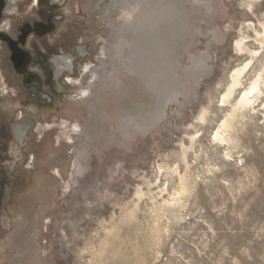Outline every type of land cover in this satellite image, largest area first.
Wrapping results in <instances>:
<instances>
[{
  "label": "rangeland",
  "instance_id": "1",
  "mask_svg": "<svg viewBox=\"0 0 264 264\" xmlns=\"http://www.w3.org/2000/svg\"><path fill=\"white\" fill-rule=\"evenodd\" d=\"M165 1L187 13L171 23L166 72L146 86L125 70L133 43L125 11ZM59 11L54 46L38 67L51 101L9 100L0 264H264V89L235 114L228 142L213 138L242 90L264 75V45L252 30L261 31L264 0H67ZM241 38L259 53L222 105L231 70L250 58L234 49ZM85 65L98 75L88 100L70 81Z\"/></svg>",
  "mask_w": 264,
  "mask_h": 264
},
{
  "label": "bare ground",
  "instance_id": "2",
  "mask_svg": "<svg viewBox=\"0 0 264 264\" xmlns=\"http://www.w3.org/2000/svg\"><path fill=\"white\" fill-rule=\"evenodd\" d=\"M95 1V0H94ZM160 1V0H158ZM114 3V2H113ZM116 3V2H115ZM159 4H153L151 2H149L146 6V8L144 9V11L140 10L136 16H133V12H134V8L132 9H127L125 11V18L124 19H128V18H131L132 20L129 22V21H126V27H127V30L130 31V37L132 38L133 40V43H132V48L131 49V54L127 57H125V61L127 62V66L125 67L126 71H130L131 73H135L139 80L141 82H143L146 86H149L151 84V74L153 72H158L160 74L161 71H163V69L166 67V66H169L167 64H169V60L171 57V54H170V51H172L171 49V43H168L167 42V39L168 37L170 38L171 36V39L174 37H172L171 33L174 29V25L172 26L171 23H177V20L175 21V17L174 15L181 12V13H187L186 11H182V9L180 10V7H178L176 4L172 3V2H158ZM101 4V3H100ZM94 5V3H93ZM154 5V6H153ZM207 5V4H206ZM182 6V5H181ZM92 7V5H91ZM185 7V6H184ZM205 7V6H204ZM208 7V6H207ZM206 7V8H207ZM136 8V7H135ZM139 15V16H138ZM182 15V14H181ZM180 15V16H181ZM183 16V15H182ZM186 16V15H185ZM128 17V18H127ZM183 18V17H182ZM124 22V23H125ZM260 23V26H261V31H257L255 28H253L252 30L254 31L255 33V36H256V40L257 42L260 44V47H262L264 45V22H259ZM178 25V24H177ZM190 26V25H188ZM178 27V26H177ZM180 27H181V31L183 33H188L190 32V29H188L184 23H180ZM191 27V26H190ZM248 27H253L251 24L249 25L248 24ZM247 27V28H248ZM116 30L114 31H118V30H121V27L120 26H117L115 28ZM176 29V28H175ZM177 30V29H176ZM120 32V31H119ZM176 32V31H175ZM179 32V31H178ZM200 33V32H199ZM180 34V33H178ZM177 34V36H178ZM182 34V33H181ZM142 36H147V42H148V47L149 49H146L142 51V49L140 48V43L142 42ZM246 36V35H245ZM122 37V36H121ZM183 37V36H182ZM244 37V36H243ZM247 37V36H246ZM178 38V37H177ZM169 40V41H172V40ZM176 39V37L174 38ZM121 41V40H120ZM131 42V41H130ZM118 43V42H117ZM181 43V42H180ZM118 46V47H117ZM117 46H114L116 48L111 49V51H114V54L117 55V57L119 56L120 54V51H122L123 49L119 47V45ZM121 46V44H120ZM122 47V46H121ZM129 49V50H130ZM234 49L240 53V54H243V53H248L250 58L247 62H245L243 64V66L241 67H237V68H233V70H231V73L229 75V82L226 86V89L224 91V93L222 94L221 96V103L223 105V103H228L229 105V99L232 98V96L234 95V92L235 90L237 89V87L239 85L242 84V74L243 72H245L244 70L247 69L250 64H251V61L252 59L258 55V50H251V48L248 46L247 44V41L244 40V38H241L239 40H236L235 41V44H234ZM263 49V48H262ZM104 49H102V51H100L102 53V55L104 56ZM179 50V49H177ZM123 52V51H122ZM179 52V51H178ZM143 53V54H142ZM109 54V53H108ZM100 55V56H102ZM178 55V54H177ZM98 56V55H97ZM99 57V56H98ZM170 57V58H169ZM178 58V57H177ZM174 59L173 61H176L178 59ZM108 59L107 58V62H108ZM99 60V59H98ZM111 61V60H110ZM179 61V60H178ZM198 61V60H197ZM204 59L203 57L201 58V62H203ZM103 61L101 60L100 63H102ZM172 62V60H171ZM170 62V63H171ZM195 61H194V65H195ZM199 63V62H198ZM104 64V63H103ZM173 64V63H172ZM178 64V62L176 63ZM197 64V63H196ZM264 64V63H263ZM118 65V63H117ZM119 66V65H118ZM120 67V66H119ZM124 68V67H123ZM122 68V69H123ZM260 68V67H259ZM263 70H264V65L261 67ZM82 72H81V79L83 78H89L90 81L87 82V84L85 85L83 83V81L81 79H70L71 83L73 85L76 86V84H80V94L82 95L81 98H83L84 100H88L89 99V95L91 93V84L94 82L95 78L98 77L97 73L95 72V70L89 66V65H85L83 68H82ZM121 69V70H122ZM169 69V68H168ZM202 70V69H201ZM97 71V70H96ZM124 71V69H123ZM165 71V70H164ZM163 71V72H164ZM166 72V71H165ZM164 72V73H165ZM264 72V71H262ZM84 73V74H83ZM107 73V72H106ZM111 73V72H110ZM109 73V74H110ZM126 73V72H125ZM108 74V73H107ZM119 74V73H118ZM154 74V73H153ZM103 76V74H100ZM99 75V76H100ZM158 75V74H157ZM162 75V73H161ZM160 75V76H161ZM165 75V74H164ZM167 75V74H166ZM106 76V75H105ZM130 76V75H129ZM264 75H262V73H257L255 74V76L253 77V79H251L250 83L248 86H246L241 94H239L238 98L235 99V103L230 104V106L232 107L230 109L231 112L227 113L226 117L221 121V123L219 124V126L217 127V129L214 131V134H213V138L216 139L217 141H220V142H228L230 140L231 137H226L228 136L227 134L230 133L231 129L234 127L233 126V120H234V117H235V114L239 111H242L246 108H248V106L250 105H253L255 103V101L259 98V96L261 94H263V89H264V86L262 88V84H263V81H264V78H263ZM104 77V76H103ZM131 77V76H130ZM154 77H155V74H154ZM163 77V76H162ZM113 78L114 79V74L112 73L110 75V79ZM136 78V77H135ZM156 78V77H155ZM164 78V77H163ZM157 79V78H156ZM161 79V78H160ZM103 80H107V79H102ZM155 80V79H154ZM158 80V79H157ZM166 80V79H164ZM163 80V81H164ZM159 81V80H158ZM162 81V82H163ZM167 81V80H166ZM86 82V81H85ZM122 82V81H121ZM132 82V81H130ZM156 82V80H155ZM133 83V82H132ZM154 83V82H153ZM102 84H104L102 82ZM140 84V83H139ZM160 84V82H159ZM158 84V85H159ZM163 84V83H162ZM161 84V85H162ZM175 84V83H174ZM122 85V84H121ZM125 85V83H124ZM165 85V83H164ZM120 86V85H119ZM132 85L130 84L129 87H131ZM156 86V85H155ZM166 86V85H165ZM127 87V86H126ZM164 87V86H163ZM115 88V87H114ZM162 88V87H161ZM131 89V88H130ZM145 89V88H144ZM151 89V88H150ZM146 90H147V87H146ZM168 90V88H167ZM114 91V90H113ZM148 91V90H147ZM150 91V90H149ZM153 91V90H152ZM156 90H154V93L157 94V92H155ZM163 91V89H162ZM177 91V89H176ZM112 92V91H111ZM158 92H161V91H158ZM170 92V91H169ZM94 93V92H93ZM92 93V94H93ZM153 93V94H154ZM164 93V91H163ZM129 94V92H128ZM161 94V93H160ZM155 95V94H154ZM159 95V93H158ZM132 96V95H131ZM130 96V98H131ZM151 96V95H150ZM125 97V96H124ZM128 97V96H127ZM153 97V95L151 96ZM159 97V96H158ZM166 96H163L162 95L160 96V99H159V102L158 104L156 105L155 109L157 111H159L162 106H163V101ZM132 99V98H131ZM169 99V98H168ZM92 101V99H91ZM129 101H132V100H129ZM169 101V100H167ZM176 101V100H175ZM90 102V100H89ZM96 103V102H95ZM94 103V104H95ZM133 103V102H132ZM127 105V104H126ZM166 105V104H165ZM96 105H94L95 107ZM131 106V105H129ZM90 108V107H89ZM96 108V107H95ZM122 108H126V107H122ZM164 108V107H163ZM93 109V108H92ZM98 109V107H97ZM252 109V108H251ZM124 110V109H123ZM129 110V107L128 109ZM208 111V110H207ZM201 115H200V119L201 120H204L205 119V109L203 111H201ZM163 113V112H162ZM244 113V112H243ZM125 114V113H124ZM156 114V113H155ZM207 114V113H206ZM127 115V114H126ZM240 115V114H239ZM134 116V115H133ZM133 116H125L127 118V120H132L133 119ZM236 118V117H235ZM120 120V119H119ZM157 120V119H156ZM235 121V120H234ZM140 122V121H139ZM135 123V122H134ZM66 127V125L64 126ZM129 127V125H128ZM132 128V127H131ZM128 131V130H127ZM232 132V131H231ZM190 141H193V138H191ZM57 142H59V139L57 138ZM193 144V143H192ZM54 146V145H53ZM191 146V144H190ZM190 148V147H189ZM193 148V147H192ZM58 150V149H57ZM187 150V149H186ZM189 150V149H188ZM58 153V151H57ZM187 154V153H186ZM185 155V154H184ZM183 155V156H184ZM185 157V156H184ZM185 159V158H184ZM183 160V159H182ZM41 167V166H40ZM174 170V169H173ZM175 171V170H174ZM55 173L59 176L60 173L58 170L55 171ZM175 173V172H174ZM179 178V181H180V190L183 192V191H186L188 189V184H187V180L185 178V175H179L178 176ZM189 182V181H188ZM178 187V188H179ZM176 198V197H175Z\"/></svg>",
  "mask_w": 264,
  "mask_h": 264
},
{
  "label": "flooded vegetation",
  "instance_id": "3",
  "mask_svg": "<svg viewBox=\"0 0 264 264\" xmlns=\"http://www.w3.org/2000/svg\"><path fill=\"white\" fill-rule=\"evenodd\" d=\"M65 2L67 0H0V181L4 178L2 161L9 143V100L36 105L41 99L51 101L43 90L45 80L38 73V67L44 65L41 53L46 54L47 43L54 46L50 34L56 31L57 23L63 18L59 9ZM24 62H27L25 70L30 73L29 86L24 84V75L15 69V66L21 68ZM10 71L13 74L10 75ZM14 103L12 106L17 116L22 110Z\"/></svg>",
  "mask_w": 264,
  "mask_h": 264
},
{
  "label": "water",
  "instance_id": "4",
  "mask_svg": "<svg viewBox=\"0 0 264 264\" xmlns=\"http://www.w3.org/2000/svg\"><path fill=\"white\" fill-rule=\"evenodd\" d=\"M26 63H27V62H24L21 68H19L18 66H15V67H16L15 69H16V71H17L19 74L24 75V84H25V86H29V85H31V83L27 82V80L29 79L30 73H28V72L25 70V68H24L25 65H26ZM36 85L38 86V82H37Z\"/></svg>",
  "mask_w": 264,
  "mask_h": 264
}]
</instances>
